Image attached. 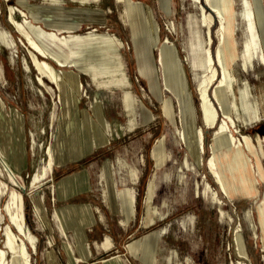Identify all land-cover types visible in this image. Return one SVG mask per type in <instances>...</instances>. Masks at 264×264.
<instances>
[{"label": "rangeland", "instance_id": "374dc122", "mask_svg": "<svg viewBox=\"0 0 264 264\" xmlns=\"http://www.w3.org/2000/svg\"><path fill=\"white\" fill-rule=\"evenodd\" d=\"M233 1L236 61L219 90L221 104L218 51L226 47L219 22L208 46L195 0H0V247L9 261L4 233L14 192L24 198L36 237V249L25 239L31 264H264V0ZM250 11L256 44L249 40ZM24 33L42 46L47 36L62 38L61 48L50 49L65 53L67 68L82 79L79 110L44 76L40 85ZM211 46L220 79L210 95L220 121L234 120L231 134L249 159L248 167L236 165L233 149L219 158L229 196L206 165L215 129L203 122L199 85L211 75ZM169 53L174 58L164 67ZM187 92L205 134L202 162L191 147ZM97 103L107 126L93 112ZM255 190L258 199L248 195Z\"/></svg>", "mask_w": 264, "mask_h": 264}, {"label": "bare ground", "instance_id": "6f19581e", "mask_svg": "<svg viewBox=\"0 0 264 264\" xmlns=\"http://www.w3.org/2000/svg\"><path fill=\"white\" fill-rule=\"evenodd\" d=\"M195 3L199 4V6L201 7L202 16H203L201 20V24L202 27L208 31L207 33L209 38L208 46L212 45L214 41L213 40L214 37L212 35L213 26L219 22V29L217 31L219 36V42L221 46L226 47L224 51L221 47L218 51V56L220 61L218 62L222 66L220 64L218 65H220L223 68L222 79H220L219 77L220 68H218V66L216 67V60L214 54L212 53V46L210 49L206 51L205 62L208 63V68L211 69L210 71L211 75H209L208 78L205 79L199 85L200 87L199 98H200V110L202 113V119L203 122L205 123V126L208 127L209 129H215L213 144H212L213 155L208 159L206 165L210 171L209 173H211L212 177L215 179V183L221 186L225 191V193L229 196L230 192L228 188V182L225 179L224 172L221 167V161H220L221 159L219 158H222L223 154L233 149L234 152V154H232L233 162L236 163V165L248 167L249 159L240 149L241 146L243 145L242 140L236 138L233 134H231V129H232L231 123L234 125L235 124L234 120L232 119L231 116L228 115L227 117L224 118L223 121H220L219 110L216 108V104L214 102V99L211 97L209 90L212 84L220 79V84L217 86L215 90V97L216 100H218L222 104L219 95V90L220 88L226 86L228 82V77H230L229 69L232 66L233 62L236 61V55L231 45V39L235 31L236 12L234 10L233 0H195ZM247 16L249 20L248 33L250 35V39H249L250 44H256L258 38L256 35V30L253 20V16H255L254 11L253 12L250 11ZM257 17L260 18V15L258 14ZM13 23L18 27L19 30H21V27L18 23H15V21H13ZM24 35L27 37L29 41L30 49L32 50L31 52H32L34 66L39 73L40 85H45V82L41 77L44 76L51 83L56 85L57 89L60 91L61 96L63 95L66 98H68L69 97L68 94L70 93L71 97L68 98V101L66 102L67 105L69 107H72L74 110H79L82 99L81 91L83 90V84L81 82L82 79L80 80V75L77 74L74 70H69L67 68L70 67V63L67 57L65 56V53H58L50 49L52 48V46L61 48L63 45L62 38L57 37L58 34L47 36L50 40L48 41L49 44L48 45L45 44L42 46L36 40H34L31 35L27 33H24ZM74 38L78 42L86 41L85 37H74ZM250 44L247 45L248 48L250 47ZM224 55L225 57L226 56L229 57L227 65H225L224 63ZM38 56L42 57V59H39ZM173 58L174 57L172 53L163 56L162 59L163 66L168 67L170 65L169 62L172 61ZM46 59H51L59 67L67 68L68 70H57ZM246 67L249 68L248 65H246ZM175 68H177V66ZM187 103H188L187 110L188 113H190L191 115L190 123L194 136L193 141H191V147L194 153L196 154L197 160L199 162H202L203 161L202 153L205 152V134L202 128L198 129L195 126L192 100L190 98L189 92H187ZM92 109L97 117V121L99 122V124L107 126L106 118L101 106L98 105L97 103L92 107ZM224 114L226 115V113ZM109 137H110V133H107V135H105V137L103 138V145L109 144L110 141ZM49 153L51 154L50 149H49ZM4 164L7 172L12 176V178H17L16 174L8 167V165L6 163ZM186 164H188V162H186ZM53 167H54V160L53 157L50 156L48 168L50 171H52ZM43 175H47V169L43 171ZM252 182L256 189L258 187L257 180L253 179ZM154 190H155V186L154 184H152L149 187V192H148V199L150 202L154 198ZM248 195L249 197L250 195L251 197L255 196V199H258L257 190H255L252 194H248ZM219 210L221 213H223L224 215H228L229 218L233 220V217L227 212L226 205L224 204V202H220ZM6 212L10 218V226L6 229L4 233L5 247L12 253V259L9 261L7 251L4 248L0 247V264H31V258L27 249V244L25 242V239L31 244L32 248L36 249V245H35L36 237L31 233L30 229L27 226V221L25 217V202L23 196L17 195L13 192L12 195L10 196V201L7 205Z\"/></svg>", "mask_w": 264, "mask_h": 264}, {"label": "crops", "instance_id": "0c3cea01", "mask_svg": "<svg viewBox=\"0 0 264 264\" xmlns=\"http://www.w3.org/2000/svg\"><path fill=\"white\" fill-rule=\"evenodd\" d=\"M75 41L78 42L77 40H75ZM66 104H67V103H66ZM67 106H68V105H67ZM2 107H3V105H2ZM68 107H69V106H68ZM3 108H4V107H3ZM70 108H72V107H70ZM17 118H21V117L17 116ZM104 137H105V136H104ZM104 137H103V138H104ZM24 156H25V151L23 150V151H22V161L25 160V157H24ZM23 157H24V158H23ZM125 194H126V193H123V194H120V195H121L122 197H124ZM129 194H130V191L127 192V195H129ZM132 202H133V200L131 199L130 203L132 204ZM131 214L134 215V213L132 212V207H131ZM152 258H153V257H152ZM148 260H149L148 263H150V262H152L153 259L150 260V258H148ZM109 264H110V263H109ZM119 264H121V263H119Z\"/></svg>", "mask_w": 264, "mask_h": 264}]
</instances>
